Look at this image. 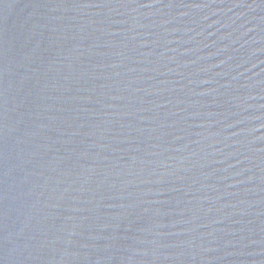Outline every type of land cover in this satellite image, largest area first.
Listing matches in <instances>:
<instances>
[{
    "label": "water",
    "instance_id": "1",
    "mask_svg": "<svg viewBox=\"0 0 264 264\" xmlns=\"http://www.w3.org/2000/svg\"><path fill=\"white\" fill-rule=\"evenodd\" d=\"M0 264H264V0H0Z\"/></svg>",
    "mask_w": 264,
    "mask_h": 264
}]
</instances>
